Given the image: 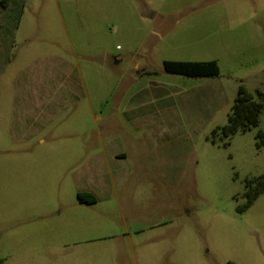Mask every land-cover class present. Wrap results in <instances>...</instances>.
<instances>
[{
	"label": "rangeland",
	"instance_id": "374dc122",
	"mask_svg": "<svg viewBox=\"0 0 264 264\" xmlns=\"http://www.w3.org/2000/svg\"><path fill=\"white\" fill-rule=\"evenodd\" d=\"M10 3L3 264H264V192L248 207L245 195L264 176V109L258 127L208 141L240 85L264 94V0ZM164 61H215L219 75H170ZM162 114L178 124L171 166L160 137L135 124Z\"/></svg>",
	"mask_w": 264,
	"mask_h": 264
},
{
	"label": "trees",
	"instance_id": "16d2710c",
	"mask_svg": "<svg viewBox=\"0 0 264 264\" xmlns=\"http://www.w3.org/2000/svg\"><path fill=\"white\" fill-rule=\"evenodd\" d=\"M10 2H12V0L0 1V3L4 5V16L8 19L13 15V13L10 14V12H14V4L16 5V2H14L13 10H11L9 5ZM21 4H19V6H22ZM19 17L20 11L14 18L18 20ZM163 68L167 74L184 76L186 78H215L219 75V68L215 61H164ZM255 96L257 100H255L243 86L240 85L238 87L234 103L227 117V123L224 126L217 127L213 130L211 137L208 138V141L211 144L216 145L217 140L219 139L228 140L237 134L246 133L252 128L258 127L260 116L264 109V94L261 91L256 90ZM258 137L261 139L260 145L264 144V133L260 132ZM228 144L229 143L225 145ZM262 192H264V176L257 178L255 181H249L245 193L247 199L246 207L250 206ZM77 199L80 203L86 205L95 203L94 197L89 194L79 193L77 194ZM0 264H3L2 259H0Z\"/></svg>",
	"mask_w": 264,
	"mask_h": 264
},
{
	"label": "crops",
	"instance_id": "0c3cea01",
	"mask_svg": "<svg viewBox=\"0 0 264 264\" xmlns=\"http://www.w3.org/2000/svg\"><path fill=\"white\" fill-rule=\"evenodd\" d=\"M8 20H9L8 18H4L3 29H5L6 25H8L9 23ZM1 29L2 26L0 30ZM155 119L154 117L149 119L138 117L135 121L136 122L135 124L137 126H142L143 128L152 130V132L156 133L157 136L160 137L161 145L164 148V153L165 151H167L168 154V157L166 159L167 161L166 164L171 166L173 165V155H172L173 141L175 135H177L178 124H175V121L171 120L172 118H170L168 115L166 116L162 114L160 119L157 118L158 119L157 121ZM111 158L114 162H126L129 158V154L124 150H116L115 152L111 153Z\"/></svg>",
	"mask_w": 264,
	"mask_h": 264
}]
</instances>
